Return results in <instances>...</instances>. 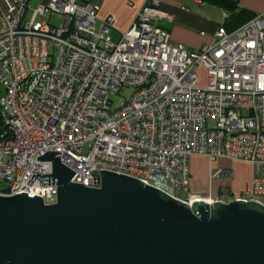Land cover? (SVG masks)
Segmentation results:
<instances>
[{"label": "built area", "instance_id": "built-area-1", "mask_svg": "<svg viewBox=\"0 0 264 264\" xmlns=\"http://www.w3.org/2000/svg\"><path fill=\"white\" fill-rule=\"evenodd\" d=\"M2 1L0 194L54 203L57 184L31 176L52 173L50 160L36 158L60 151L72 183L97 187L107 170L188 203L227 201L190 191L189 158L202 156L250 164V187L227 199L264 204V11L231 32L217 26L211 42L188 50L157 25L174 18L156 0L116 40L114 17L99 18L95 2ZM122 87L133 93L113 108L109 94ZM231 174L220 166L210 179Z\"/></svg>", "mask_w": 264, "mask_h": 264}, {"label": "water", "instance_id": "water-1", "mask_svg": "<svg viewBox=\"0 0 264 264\" xmlns=\"http://www.w3.org/2000/svg\"><path fill=\"white\" fill-rule=\"evenodd\" d=\"M55 154L31 176L57 184L54 203L0 194V264H264L263 203H188L107 170L87 187Z\"/></svg>", "mask_w": 264, "mask_h": 264}, {"label": "crops", "instance_id": "crops-1", "mask_svg": "<svg viewBox=\"0 0 264 264\" xmlns=\"http://www.w3.org/2000/svg\"><path fill=\"white\" fill-rule=\"evenodd\" d=\"M42 1V0H39ZM38 1V2H39ZM92 1L99 5V9L97 11V16L99 18H104L106 16H113V28L111 29V34L115 35L116 37L119 36L120 32L125 30L131 20L133 19L136 12L140 9V7L145 3L146 0H86ZM158 2L159 8L165 12H168L173 15V21H158L157 25L169 33V37L171 42L173 43H180L188 50H198L203 45L211 42L212 40V33L217 26H223L227 32H231L235 30L239 25L245 23L247 19L250 17L259 14L264 11V0H236L238 9H242L241 15L237 20H232L227 17L226 12H224L219 6L221 13L223 14V21L222 23H214L210 19V15L205 12H195L190 13L187 9L181 5H170L169 3H173L174 1L171 0H156ZM193 3L196 4L198 7H205L208 4L205 1L200 0H193ZM0 5H3V1L0 0ZM238 10H235L233 13L235 14ZM178 22V25L174 22ZM160 22L169 23V27H162L159 25ZM193 156L190 157V159ZM205 158V157H203ZM208 162V160L205 158ZM246 163V162H244ZM209 169H210V163ZM247 165V164H246ZM220 167V166H219ZM191 171H193V175L196 172L193 163L191 164L190 168V175ZM211 171L209 170L208 176L205 177L203 185L195 184L190 181L191 187L193 192H199V190L207 191L211 189L214 193H216V188L212 187L213 184L228 185L229 178L227 179H210ZM251 177H252V169H251ZM191 178V177H190ZM207 183L208 186L205 188V184ZM251 178L248 175V178L244 182H237L232 185L233 191L242 192L247 190L250 187ZM214 185V186H216ZM202 187L203 189H199ZM215 189V190H214ZM218 191V188H217ZM231 191V192H233Z\"/></svg>", "mask_w": 264, "mask_h": 264}, {"label": "rangeland", "instance_id": "rangeland-1", "mask_svg": "<svg viewBox=\"0 0 264 264\" xmlns=\"http://www.w3.org/2000/svg\"><path fill=\"white\" fill-rule=\"evenodd\" d=\"M39 0H29L28 2L30 3V7H34ZM174 1L173 3H169L170 5H178V7H180L181 5H183V7L185 9H187L190 13H195V12H205L207 14L210 15V19L214 22V23H222L223 21V14L221 13V10L219 7L215 6L212 3L207 2L208 4H206L205 7H198L196 4L193 3V0H171ZM50 23L53 24H57L59 22V19L51 16L49 19ZM175 24L178 25V22H174ZM162 24V25H161ZM159 25H161L162 27H169V23H165V22H160ZM110 36L112 38V40H116L117 37L115 35H112L110 32ZM196 72L197 75L199 77L198 80V85H203L207 79V71L206 69L201 66L198 65V67L196 68ZM133 88L131 87H122L118 92L116 93H111L109 94V100L111 102V107H116L118 106L120 103L122 102H126L127 100H129L131 94L133 93ZM4 160L7 159V156L3 158ZM193 163L194 167H195V173L193 175V171H191V175H190V181H192L195 184H200L203 185V182L205 180V177L208 176L209 170L214 173V171L219 168V166H225L230 168V170L232 171V174L230 175V179L228 185H220L219 184H211L213 188H216V193L219 194V197L225 200H228L227 198H232L233 196L236 195H241L242 192H237V191H233L232 185L235 184L237 182H244L246 180V178H248V175L251 177V165L248 163H244L241 161H235V160H227V159H222V158H217L215 159L211 165H210V169H209V164L208 162L205 160V158H203L202 156H193V158H189V162H188V167L189 170L191 168V164ZM247 164V165H246ZM253 174V173H252ZM213 182V181H212ZM3 182L0 181V185ZM216 185V186H214ZM207 183L205 184V188H206ZM218 188V191H217ZM190 191L192 190L191 184L189 187ZM199 189H203L202 187H199ZM215 190V189H214ZM233 191V192H231ZM208 192L207 191H202L199 190V194L201 195H205V193ZM175 194L177 195H182V193L180 191H176ZM261 201L264 202V197L260 196L258 197Z\"/></svg>", "mask_w": 264, "mask_h": 264}, {"label": "trees", "instance_id": "trees-1", "mask_svg": "<svg viewBox=\"0 0 264 264\" xmlns=\"http://www.w3.org/2000/svg\"><path fill=\"white\" fill-rule=\"evenodd\" d=\"M200 1H205L209 2L212 4H215L219 6L224 12H226L227 17L232 20H237L241 15L242 9H238V5L236 0H200ZM235 10H238L235 14L233 13ZM253 17V16H252ZM250 17V18H252ZM249 18V19H250ZM247 19V20H249ZM242 25V24H241ZM240 26V25H239ZM1 128V127H0ZM1 186V185H0Z\"/></svg>", "mask_w": 264, "mask_h": 264}]
</instances>
